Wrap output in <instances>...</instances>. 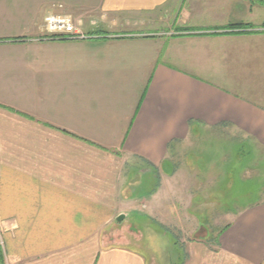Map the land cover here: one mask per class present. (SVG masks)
Segmentation results:
<instances>
[{
  "label": "crops",
  "instance_id": "0c3cea01",
  "mask_svg": "<svg viewBox=\"0 0 264 264\" xmlns=\"http://www.w3.org/2000/svg\"><path fill=\"white\" fill-rule=\"evenodd\" d=\"M51 9L88 37L45 38ZM208 129L264 149V0H0L2 264H151L106 233ZM221 229L173 264H264V198Z\"/></svg>",
  "mask_w": 264,
  "mask_h": 264
},
{
  "label": "rangeland",
  "instance_id": "374dc122",
  "mask_svg": "<svg viewBox=\"0 0 264 264\" xmlns=\"http://www.w3.org/2000/svg\"><path fill=\"white\" fill-rule=\"evenodd\" d=\"M169 161L174 178L166 170L134 175L142 186L135 187L129 215L105 237L133 243L151 264H173L182 240L217 237L230 211L264 198V149L245 135L201 130L171 151ZM1 255L0 248V264Z\"/></svg>",
  "mask_w": 264,
  "mask_h": 264
},
{
  "label": "built area",
  "instance_id": "2783aa9c",
  "mask_svg": "<svg viewBox=\"0 0 264 264\" xmlns=\"http://www.w3.org/2000/svg\"><path fill=\"white\" fill-rule=\"evenodd\" d=\"M43 30L47 39L73 40L88 37L72 15L59 13L55 9L47 11ZM172 34L168 33V35Z\"/></svg>",
  "mask_w": 264,
  "mask_h": 264
},
{
  "label": "water",
  "instance_id": "95a60500",
  "mask_svg": "<svg viewBox=\"0 0 264 264\" xmlns=\"http://www.w3.org/2000/svg\"><path fill=\"white\" fill-rule=\"evenodd\" d=\"M124 218H125V215H124V214H121V215H119V217H118V221H122Z\"/></svg>",
  "mask_w": 264,
  "mask_h": 264
},
{
  "label": "trees",
  "instance_id": "16d2710c",
  "mask_svg": "<svg viewBox=\"0 0 264 264\" xmlns=\"http://www.w3.org/2000/svg\"><path fill=\"white\" fill-rule=\"evenodd\" d=\"M241 25V24H240ZM232 27H234V26H237V25H231ZM223 230H221L220 232H222Z\"/></svg>",
  "mask_w": 264,
  "mask_h": 264
}]
</instances>
